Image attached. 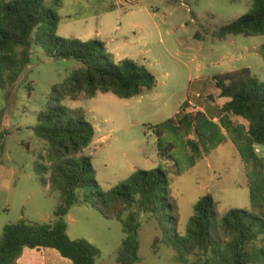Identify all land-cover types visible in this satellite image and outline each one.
Returning <instances> with one entry per match:
<instances>
[{
    "label": "rangeland",
    "instance_id": "374dc122",
    "mask_svg": "<svg viewBox=\"0 0 264 264\" xmlns=\"http://www.w3.org/2000/svg\"><path fill=\"white\" fill-rule=\"evenodd\" d=\"M54 2L45 0L44 5L54 8ZM251 8L252 0H62L59 37L103 42L115 63L131 60L145 66L157 85L129 100L99 93L91 100L53 101V88L63 85L81 65L74 60L50 59L41 46L34 45L17 82L0 89V239L6 225L20 220L57 222L54 213L59 195L50 194L34 172L44 152L34 128L49 103L82 109L94 127L95 139L85 155L92 158L99 192L119 187L139 171L161 168L178 208L181 235L186 233L198 201L208 195L220 215L240 209L264 219V172H256L245 161L249 149L242 144L248 123L220 114L219 107L226 100L217 98L214 84L215 77L242 69H250L264 82V36H231L222 42L211 35ZM100 26L102 35L97 36ZM212 97L215 102L210 101ZM198 108H203L205 118L194 130L204 144L199 142L201 155L194 158L179 124L185 112L193 118L202 113ZM170 120L172 124L167 125ZM196 136L192 132L191 140L197 142ZM253 151L264 161V146H254ZM93 205L102 212L90 204L70 208L63 220L68 235L98 248L97 264H119L118 250L126 237L123 226L110 218L108 207L97 200ZM133 212L140 224L135 236L139 242L137 264H178L176 252L161 244L156 220L139 203L123 218ZM156 239L160 243L154 248ZM50 250L58 261L73 264ZM196 259L193 255L188 261ZM54 261L49 257L47 264Z\"/></svg>",
    "mask_w": 264,
    "mask_h": 264
},
{
    "label": "trees",
    "instance_id": "16d2710c",
    "mask_svg": "<svg viewBox=\"0 0 264 264\" xmlns=\"http://www.w3.org/2000/svg\"><path fill=\"white\" fill-rule=\"evenodd\" d=\"M44 2L0 0L1 90L17 82L29 64L34 45L41 46L50 59L74 60L81 65L63 85L53 88L56 94L53 101L91 100L99 93L129 100L156 87L155 77L145 66L131 60L115 63L103 42L59 37L58 9L62 0H55L54 8H46ZM211 35L222 42L231 36H264V0H252V8L246 15ZM261 53L264 59V45ZM214 84L217 98L226 100L219 107L220 114L248 123L246 141L242 143L249 149L245 161L263 174L264 161L255 157L253 148L264 146V82L250 69H242L215 77ZM210 101L216 99L212 97ZM204 118L202 113L193 118L185 112L180 120L194 158L195 154L201 155L199 142L204 144L194 125ZM166 124L171 125L172 120ZM34 132L44 143V152L39 155L34 172L50 194L59 195L54 213L57 222L39 224L20 220L6 225L0 239V264H17L25 249H52L73 264H97L100 250L86 240H72L63 222L74 205L90 204L102 212L99 206L93 205V200L108 207L110 218L123 226L126 237L118 250L119 264L140 262L139 242L135 237L140 228L137 213L123 218L137 203L156 220L162 232L161 244L176 252L178 264H264V219L240 209L220 215L210 195L198 201L186 233L179 234L178 208L171 198L167 174L161 168L139 171L119 187L107 193L99 192L92 158L85 155L94 142L95 129L82 109L49 103L39 114ZM192 132L197 134V142L191 140ZM171 148L169 145L168 149ZM159 243L156 239L153 247ZM193 255L196 261H188Z\"/></svg>",
    "mask_w": 264,
    "mask_h": 264
},
{
    "label": "crops",
    "instance_id": "0c3cea01",
    "mask_svg": "<svg viewBox=\"0 0 264 264\" xmlns=\"http://www.w3.org/2000/svg\"><path fill=\"white\" fill-rule=\"evenodd\" d=\"M118 7V6H116ZM114 9V8H112ZM112 9H105V11H109ZM92 33V31H91ZM90 33V34H91ZM97 36H101L102 35V27L100 26L95 33ZM199 110H201L202 114L204 113L203 108H198ZM216 118H213V120H215ZM68 233V231H67ZM50 258H54L55 264H67L65 262H60L58 261L56 258L57 256L55 255V253H53L50 249H36V250H30V249H25L23 251V254L21 256V258L18 260L17 264H47L48 260Z\"/></svg>",
    "mask_w": 264,
    "mask_h": 264
},
{
    "label": "built area",
    "instance_id": "2783aa9c",
    "mask_svg": "<svg viewBox=\"0 0 264 264\" xmlns=\"http://www.w3.org/2000/svg\"><path fill=\"white\" fill-rule=\"evenodd\" d=\"M260 147V146H259Z\"/></svg>",
    "mask_w": 264,
    "mask_h": 264
}]
</instances>
